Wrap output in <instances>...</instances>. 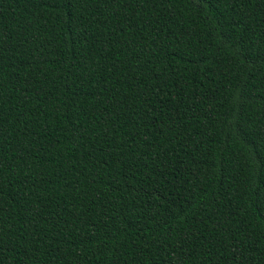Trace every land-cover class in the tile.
I'll use <instances>...</instances> for the list:
<instances>
[{
    "label": "trees",
    "instance_id": "trees-1",
    "mask_svg": "<svg viewBox=\"0 0 264 264\" xmlns=\"http://www.w3.org/2000/svg\"><path fill=\"white\" fill-rule=\"evenodd\" d=\"M0 264H264V0H0Z\"/></svg>",
    "mask_w": 264,
    "mask_h": 264
}]
</instances>
